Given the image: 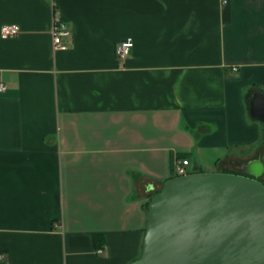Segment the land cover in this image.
I'll return each instance as SVG.
<instances>
[{"label":"crops","instance_id":"1","mask_svg":"<svg viewBox=\"0 0 264 264\" xmlns=\"http://www.w3.org/2000/svg\"><path fill=\"white\" fill-rule=\"evenodd\" d=\"M8 24L0 264H129L175 159L232 174L259 160L264 178L247 109L264 93V0H0Z\"/></svg>","mask_w":264,"mask_h":264},{"label":"water","instance_id":"2","mask_svg":"<svg viewBox=\"0 0 264 264\" xmlns=\"http://www.w3.org/2000/svg\"><path fill=\"white\" fill-rule=\"evenodd\" d=\"M264 123V93L248 102ZM244 174L199 171L173 176L149 199L140 256L129 264H264L263 165Z\"/></svg>","mask_w":264,"mask_h":264},{"label":"built area","instance_id":"3","mask_svg":"<svg viewBox=\"0 0 264 264\" xmlns=\"http://www.w3.org/2000/svg\"><path fill=\"white\" fill-rule=\"evenodd\" d=\"M225 2V0H223ZM69 30L66 27H63L58 20H54L51 33L52 34V42L54 45V48L65 50V46L62 44V38L64 36L69 35ZM19 33V28L16 24H8L4 25L0 29V37L9 39L10 37H14ZM132 41L130 38H127L126 40L120 42V44L115 45V54L118 58H124L126 57L131 48H132ZM6 89L5 84L0 83V91H3ZM189 163L186 158H180L175 159L173 163V172L174 174L178 176L187 174L191 172V169L189 168ZM192 173V172H191ZM100 252V251H99ZM3 255L0 254V260H2Z\"/></svg>","mask_w":264,"mask_h":264},{"label":"trees","instance_id":"4","mask_svg":"<svg viewBox=\"0 0 264 264\" xmlns=\"http://www.w3.org/2000/svg\"><path fill=\"white\" fill-rule=\"evenodd\" d=\"M173 176H177V175L173 173L171 177H173ZM260 180H261V179H260ZM261 182H262V184L264 185V178L261 180ZM158 190H159V189H158ZM158 190H157V191H158ZM157 191H156V192H157ZM156 192H155V193H156ZM155 193H154V194H155ZM153 196H154V195H152L151 197H153ZM149 199H151V198L149 197ZM149 199L145 202V209H146V210H147V204H148Z\"/></svg>","mask_w":264,"mask_h":264},{"label":"rangeland","instance_id":"5","mask_svg":"<svg viewBox=\"0 0 264 264\" xmlns=\"http://www.w3.org/2000/svg\"><path fill=\"white\" fill-rule=\"evenodd\" d=\"M210 166H212V168L216 169L218 165H215V166L210 165ZM202 167H203V169L207 170V167H205V166H202ZM235 171H236V170H235ZM237 171H239L238 168H237ZM191 172H192V171H191ZM239 173H240V172H239ZM242 173H243V172H242ZM242 173H241V174H242ZM243 174H244V173H243Z\"/></svg>","mask_w":264,"mask_h":264}]
</instances>
